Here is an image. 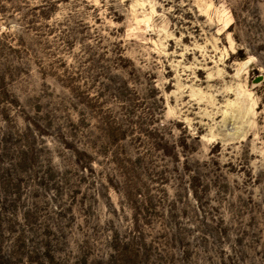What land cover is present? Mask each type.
<instances>
[{
    "label": "rangeland",
    "instance_id": "obj_1",
    "mask_svg": "<svg viewBox=\"0 0 264 264\" xmlns=\"http://www.w3.org/2000/svg\"><path fill=\"white\" fill-rule=\"evenodd\" d=\"M0 264H264V0H0Z\"/></svg>",
    "mask_w": 264,
    "mask_h": 264
}]
</instances>
